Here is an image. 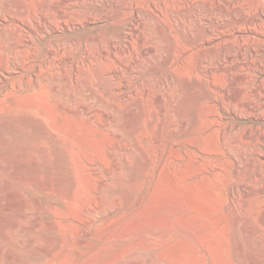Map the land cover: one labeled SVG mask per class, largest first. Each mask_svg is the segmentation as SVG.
<instances>
[{
	"label": "rangeland",
	"instance_id": "374dc122",
	"mask_svg": "<svg viewBox=\"0 0 264 264\" xmlns=\"http://www.w3.org/2000/svg\"><path fill=\"white\" fill-rule=\"evenodd\" d=\"M11 2L15 1L0 0V12L8 7L7 5ZM31 5L32 8L30 9L35 10L34 2ZM13 7L15 11L16 7ZM91 7L90 0H81L79 4H73L71 9L77 14L78 18L76 26H71L69 30L59 31L52 36L41 37L35 35L34 42L29 47L21 46L18 47L19 49L17 48V51L18 55H30L34 48L33 50L38 54L39 60L34 65L28 60L23 69L10 70L4 75L0 74V80H3L0 82L3 87L2 92H0V264H72L73 262V264H104L108 260L113 262L122 251H125L124 248L127 250V247L130 248L132 245L137 247V244L140 245H138L140 248L138 257L142 260V264H159L160 258L168 261L172 260L173 262L169 261L170 264H209L211 260L216 261L218 264H264L263 248L261 249L262 256L259 254L256 258L248 254L250 253L248 251L250 250L249 244L246 246V248L248 247L246 253H248L243 256L244 260L237 254L234 242L235 225L233 226V218L231 215H227V217L219 206V204L221 205L220 202L225 199L224 196L216 200L217 198L215 199L214 196L207 193L206 188L209 189L210 185L208 187L205 185L206 188H204L201 187V184L199 187L197 183L193 182L190 187L192 191L182 193L181 190L183 196H180L184 198L181 200V197L177 196L172 186H170V174L178 170V174L183 175L182 180L179 182V186H182L187 181L186 174L188 175L192 169H195V160L197 159V153L191 141L192 134L189 130L182 131L177 138V142L171 144L166 128L161 132V139L157 140V133L152 123L153 116L154 118H161L165 113L168 115L173 113L174 117L178 118L180 114H185L188 111L189 106L187 103L181 102L178 96L180 94L179 87L183 84V80L177 78L178 75L174 80L167 77L169 72L172 71L177 74L180 69L177 66L157 65L154 61L151 63L150 56H148L149 58L144 56L145 59L140 56L139 61L136 63H126L131 57H134L133 53L140 48V43L136 39L132 41L130 52L126 51L128 53L119 52L115 56L102 55V49L109 48L107 34L114 32L116 26L105 22L84 23V16L91 11ZM19 9L15 12L20 20L23 22L31 20V12L27 14L23 9ZM18 24L20 25V22L13 21L0 24V40L3 39L5 42L8 40L7 42L10 44L9 39L11 37L18 36L19 39L22 38L23 31ZM253 42L255 41L253 40ZM50 43L54 46L60 44L62 50L58 52L53 61L48 62L45 58ZM246 44L249 46L248 43ZM255 44L258 45L257 42ZM30 46L33 48L31 49ZM10 51L14 52L13 50ZM88 54L92 57L91 62L90 60L81 62L82 58ZM253 55L249 56V59L246 58L249 62L245 63L244 61L247 60L244 59L241 62L242 64L239 63L241 65L237 64L231 71L238 76L237 80H248L247 87H250L253 81L261 83V88L263 87L262 98L259 97L258 102L264 103V96H262L264 95V86H262V84L264 85V48ZM73 61H78V63L73 65ZM114 72L116 73L114 74ZM216 74L214 80H221V83L227 78L226 72L222 71ZM35 84V89L31 91V87L34 88ZM53 84H55V87L52 86ZM124 86L128 93H124L122 90ZM173 90L174 93L176 92L174 94L175 109L169 110L168 103L165 100H168V95ZM119 91L123 92L120 93ZM246 92L244 90L241 94L245 95ZM158 93L162 96L159 101L154 100L155 95H158ZM32 94H34V99ZM21 96L22 98H20ZM44 96L47 100H51L45 103L47 100ZM43 97L42 104L44 103L45 108H41L43 106L39 107L42 104L37 105L41 102H37L35 107V102H32V100L37 98L35 101H40ZM79 100L81 102L85 101L84 103L91 108V116L82 113L80 115L79 113H66L57 102H64L66 105L68 104V107L70 106L71 109L76 110ZM234 105H238V102ZM128 107H131L133 112L127 118L124 115H127ZM263 110L262 108V112ZM139 114L140 117L137 116ZM107 115L110 117H107ZM244 121L255 125L262 124L264 130V120L249 119ZM85 129L89 132H85ZM75 130H81V132L83 131L82 134L84 132L86 134L82 135L78 132L82 137L78 135L79 138L76 139L78 133H74ZM112 132H119L121 139L113 136ZM70 135H73L71 138L74 137L76 140V143L73 141L75 146H70L71 143L64 144L69 140ZM84 135L86 137H83ZM98 137L101 142L97 139ZM83 138L85 141L87 140L88 145H91L88 151L92 154L94 152L92 147L94 145L92 144L97 143L96 141L102 144L100 150L102 152L103 149L102 154L97 152L101 155V164L97 175H93V178L106 177L107 169L112 168L113 160L109 153L110 150L116 152V158L120 165V169L114 170L112 175L108 177L111 186L110 189L106 188L105 194L108 195L110 200L114 196L119 197L121 208L109 217L100 219L98 221L99 225L93 227V233L90 236H85L80 223L72 218V215H76L80 220H87L90 216V212L82 208V200L86 197L82 194H86L88 190L86 179L84 178V180L80 176V181H83H81V190L82 188L83 190L79 189L81 196L78 194L74 202L68 201L66 195H64L71 181L67 168V149H71V152L74 153H72V156L75 155L74 157L83 155L84 148L81 144ZM119 144L128 148L130 152L124 153L116 150L115 147ZM71 147H74V149ZM160 153H163L167 158L165 160V170L160 172L161 178L158 174V180L156 166ZM93 155L95 156V153ZM73 159L76 162V158ZM12 166L18 169L13 171L11 170ZM228 172L227 170L223 176L222 174L221 177L219 176L223 181H219L218 177L216 178L219 185L223 186L226 182H221L230 179L231 175ZM126 178L135 179V182H131L130 179L127 180ZM254 185L257 184L253 183L252 186L251 183L250 188H255ZM170 188L172 193H170ZM253 190L250 191L248 201L250 203L251 200L250 204H252V201L254 203L256 200L255 204L258 205L262 198L257 200L258 197L255 196ZM200 191L203 194L200 195ZM196 196L200 197L197 199ZM92 200L98 201L96 194L93 195ZM172 200L180 202V205L174 207L171 204ZM183 200L185 201L183 202ZM7 204L9 205L7 206ZM260 204H264V202L262 201ZM243 211L245 212V210H241L242 214ZM12 219L14 222L16 221L15 224H11ZM143 220L146 224L151 223L150 226L147 224L150 227L149 229L145 228L148 226L144 225ZM247 223L246 226L242 225V228L246 227V229L240 227V231L250 233L251 237V231L254 232L256 223H251V220ZM166 226L169 227L165 228ZM197 227L201 228L200 233L204 232V235L209 233L207 236L212 240L210 251L205 250L196 238L192 237L191 234L189 235L190 230ZM155 228L156 231H154ZM158 228H161L160 231ZM259 228L260 232L263 233L264 227ZM121 229L122 231L123 229L126 230L128 234L125 232V235L124 231L122 233ZM132 229L133 232L136 231L137 235L131 231ZM96 230L97 232H95ZM119 231L121 234L117 233ZM102 232L104 233L102 234ZM109 235L110 238L107 239L106 237ZM127 235H130L131 238ZM81 240H84L83 243ZM105 242L106 244H104ZM59 246H61L62 251L59 250L60 248L56 249ZM147 247H151L150 250ZM47 248L48 250L49 248L53 249L51 256L47 255ZM83 259L92 263L85 262L86 260ZM254 259H256V262Z\"/></svg>",
	"mask_w": 264,
	"mask_h": 264
},
{
	"label": "bare ground",
	"instance_id": "6f19581e",
	"mask_svg": "<svg viewBox=\"0 0 264 264\" xmlns=\"http://www.w3.org/2000/svg\"><path fill=\"white\" fill-rule=\"evenodd\" d=\"M14 1L15 2L9 3L7 5L8 7H6L4 10L0 12V24L6 23L8 21L20 22V25L19 24L18 25L21 26L23 35H22V38L20 39L18 38V36L11 37L9 39L10 44L7 42L8 40L6 42L3 39L0 40V74L2 75H4V73L6 72H9L10 70L23 69L24 65L27 63L26 61L28 60L33 65L35 62L39 60V56L37 53L34 52L33 50L34 48L32 46H30L31 49L33 48L30 55H25V54L18 55V51H17L18 47H21V46L29 47V45H31L34 42L33 38L35 35L41 36V37L52 36V35H55L59 31L69 30L71 26H76L77 25L76 21L78 22L77 20L78 18H77V14L74 13V11H72L71 6H73V4H76V3L79 4L81 0H14ZM90 1L92 5L91 11H89L88 14L84 16V23L95 24L99 22H105V23H109L111 25L116 26V30L114 32L107 34V42H108L109 48L106 50L102 49V52H101L102 55L115 56L119 52L128 53L126 51L130 50L132 41L136 39L140 43L139 44L140 48L138 50L139 52L136 51L135 53L138 52V54L136 55L135 53H133L134 57L130 56L131 58L126 63H130V64L136 63L137 61H139L140 56L141 58H143L144 56L146 57L150 56V59H152V61H150L151 63L154 61L155 64L157 65L161 64V65L168 66V67L177 66L180 69V70L178 69L179 71H177L178 72L177 74L173 73L172 71L169 72L167 74V77L170 80H174L178 75L177 78H180L181 80H183L182 82L183 84L179 87L180 94L178 93L179 94L178 96L181 102L187 103V105L189 106L188 111L185 112V114H180L178 118H175L173 113L171 114L169 113L170 115L165 113L163 117L161 118H154L153 116L152 123L154 124L155 132L157 133V140L159 141L161 132L164 130V128H166L165 130L168 134V139L170 140L171 144H175L177 142V138L181 134L182 131L189 130L190 133L192 134L191 141L193 142L192 145L195 149V152L197 153V159L195 160V169L193 170L191 168L192 171L188 175L186 174L187 181L183 183V185L181 184L182 186H179V182L182 180L183 175L180 176V174H178V170H176L169 176L170 183H171L170 186H172V189L174 190L177 196H180V195L183 196V194H181V190H182V193H184L185 191L191 190L190 187L193 182L197 183L199 187L201 184L202 185L201 187H204V188L210 185L209 189L206 188L208 191L207 193L214 196L215 199L217 198L216 200H218L219 197L223 198L224 196L225 199L222 202L219 201L221 205L219 204V202L218 204L222 208V211L225 212L226 216L231 215L233 218V221H234L233 226L235 225V230L233 229L234 239H235L234 242L236 244L237 254L240 255V257L242 258L243 256L247 255L248 252L246 253V251L248 250V247L246 248V246H248L249 244L250 250L248 251L250 253L248 254H250L251 257L256 258L259 254H261V249L262 248L264 249V232L261 233L259 230L260 229L259 227H262V228L264 227V204H260V202L262 201L264 202V167H263L264 166V130L262 129L263 127L262 124L255 125L254 123H249L248 121H244V120H249V119L264 120V113H263L264 110L262 112V108L264 109L263 107L264 103L258 102L259 101L258 99L262 98L261 94H262L263 87L261 88V83H258L256 81H253L252 85L250 87H247L246 83L248 82V80H237L238 76H236V74H233L231 69L234 66H237V64L241 63L244 59L253 55L255 52L257 54L258 51L264 48V0H90ZM33 2L36 6L35 10L30 9L32 8L31 3L33 4ZM13 6L16 7L15 11H17V9L20 8L19 10L23 9L25 12H27V14L28 12L29 13L31 12L32 14L31 20H28V22L27 21L23 22L22 20H20V17L14 11ZM253 40L257 42L258 45H256L255 42H253ZM246 43H248L249 46H247ZM10 50H13L14 52H11ZM61 50H62V47L60 46V44H57L54 46V45H51L50 43L47 48V52H46L47 54H46L45 59L48 62L53 61L56 58L58 52ZM125 53H122V54H125ZM89 54L85 56L83 55L84 57L82 58L81 62L92 59V57ZM121 60L123 61L124 59H121ZM78 61H75V62L73 61L74 62L73 65L75 63H78ZM244 62L246 63L249 61L247 60ZM222 71L226 72V76H227L226 80H223V83H221L222 82L221 80H220L221 82L214 80L215 74L217 72H222ZM115 73L116 72H114V74ZM2 81L3 80H0V82ZM54 85L55 84H53L52 86L55 87ZM262 86L264 85L262 84ZM35 87H36V84L34 88L31 87V91L34 90ZM122 88H123L122 90L124 91V93H126L127 91L125 89V86ZM2 89L3 87L0 83V92H2ZM29 90L28 92H30ZM244 90H246L247 92L245 95H242L241 93ZM175 93L173 90L168 95V100H165L168 103L167 107L169 108V110L175 109V106H174V103H175L174 94ZM53 94H55V92H53ZM33 95L34 94H32V98H33ZM44 97L40 101L39 100L35 101L38 97L35 98V100H32V102L33 101L35 102V107L38 104L39 105L42 104V100L44 99ZM20 98H22V96ZM161 99H162V96H160L159 93L158 95H155L154 100L159 101ZM26 100H29V99H26ZM45 100H47L46 97H45ZM50 100L51 99L45 101V103L46 102L48 103V101ZM37 102H41V103H37ZM57 102L59 106L62 108V110H64L66 113L67 112L72 113V114L79 113V115L82 113L87 116L92 115L91 108H89L84 103L85 101L84 102L80 101L78 103L79 105L76 110L71 109L70 106L68 107L67 106L68 104L66 105L64 102H59V101ZM237 102H238V105H234ZM14 103L13 105H15ZM55 103H52V104H55ZM43 105L44 103L40 105L39 107ZM41 108H45V107L43 106ZM127 111H128L126 113L127 115H124V116L128 118L129 116L132 115L133 110H131V107H130L129 110ZM137 116L140 117V114ZM107 117H110V116L107 115ZM88 121L90 122V120ZM139 121L141 120L139 119ZM75 131L76 132L74 133L80 132L82 134L83 132V131L81 132V130L80 131L75 130ZM86 131L88 130L85 129V132ZM88 132H87V135H88ZM78 135L79 133L76 135L75 137L76 139ZM112 135L118 138L121 137L119 132H112ZM72 136L70 135L69 140L66 139L67 142L65 140L66 143L64 144L71 143L70 146H75L73 143L74 142L76 143V140L74 139V137H73L74 139L73 140L71 138ZM83 137H86V136L84 135ZM97 139H99V137ZM158 141L157 143H159ZM96 142L97 143L92 144L94 145L92 147L94 151L93 154L95 153V156L91 152L88 151V148L91 145H88L87 140L85 141L84 138L82 139V142H81L84 148V153L83 155L81 154L80 157L77 156L79 158L74 157L75 155L72 156L73 152H71V149H67V157H68V167L67 168L69 170L71 181L64 195H66L68 201L74 202L75 198L79 194V189L81 190L82 180L80 181V176L83 177V179L85 178L86 180L85 179L84 180L87 181L88 183V187L86 186L88 189L86 193L87 195L82 194L84 195V197L86 196L82 200V208L90 212L89 218L87 220H80L78 219L76 215H72L73 217L71 216L72 218H74L76 221L80 223L85 236L92 235L93 227L95 225H99L98 221L100 219L109 217L112 213H114L119 208H121L120 199H118L119 197L116 198L117 196H114L110 200L108 199V195L105 194L106 188L110 189V186H111L110 185L111 183L108 177L112 175V172L114 170L120 169V165H119L118 159L116 158V154H115L116 152L114 150L113 151L110 150L109 152L113 160V166L112 168L107 169L106 177H102V176L95 177L98 173V169L101 164V155H99V153L97 152H100L101 154L103 152V149H102V152L100 151L101 145H102L100 144L101 140L99 143L98 141ZM71 148L74 149V147H71ZM115 148L116 150L122 151L124 153L130 152L128 148L124 147L121 144H119ZM73 158H76V162H74L75 160ZM166 158L167 157L163 153H160V158L156 166L158 180H159V176L161 178L160 172L161 171L163 172V170H165L164 166H165ZM186 165H185V168L188 166ZM14 169L16 171V169L18 168H14L12 166L11 170L14 171ZM227 170L229 171L228 173H230L231 175L230 179L227 181L221 182V183L226 182V184L221 186V184L219 185V181H223V180H221L222 178H219V176L221 177V174L223 176V174L226 173ZM93 175H95L94 176L95 178H93ZM217 177L218 179H220L219 181L216 180ZM130 178L128 179L126 178V179L129 180ZM134 180L130 179L131 182H133ZM251 183H252V186H253V183L257 184V185H254L255 188H252V189H254L253 193H255V196L258 197V199L254 195H252L253 194L252 192H251L252 193L251 195L257 200L262 198L261 199L262 201H260L259 203L257 201L258 205L255 204L256 200L254 203L252 201V204H250L251 200H250V203L248 201V199H250L248 198L250 196L249 195L250 191L252 190L250 188ZM195 185H192V186H195ZM170 193H172V190L170 191ZM201 193L202 192L200 191L199 194L201 195ZM94 194H96L98 201L92 200V197ZM153 195H157V194L154 193ZM185 195L188 196L186 193ZM199 197H197V199ZM180 199L182 200L184 198L181 197ZM185 199H187V197H185ZM172 201H171V204L174 207H177L178 205H180V202H177L175 200L173 202ZM184 201L185 200H183V202ZM166 203L169 204V202H166ZM8 205L9 204H7V206ZM242 209L245 210V212L243 211L244 212L243 214L241 212ZM3 217L5 218V216ZM7 219L8 217L6 218V220ZM13 219L15 220L16 218H13ZM13 219L11 221V224L13 223L15 224L16 221H18L16 219V221L14 222ZM250 220H251V223L253 222L256 223L255 225L256 228L254 226L255 228L254 232L251 231V234H252L251 237L249 235L250 233L248 234L246 232L243 233V231L242 232L240 231L243 228L246 229V227L242 228V225L246 226L248 224L247 222H249ZM143 222H144V225L149 224V223L146 224L144 220ZM149 226L145 228L149 229L150 228ZM168 227L166 226L165 228H168ZM134 228H135V225H134ZM163 229H164V226H163ZM200 229H201L200 227L191 229L189 232V235L191 234L192 237L196 238L200 242V244L205 248V250L210 251L211 250L210 242H212V240H210L209 236H207L209 235V233L207 235L206 234L204 235L203 234L204 232H201L202 233L201 234ZM186 230H189V229H186ZM120 231H122V229ZM120 231L117 233L119 234ZM131 231L133 232V229ZM154 231H156V228ZM95 232H97V230ZM125 232L127 231L126 230L124 231V234L126 235ZM103 233L104 232H102V234ZM157 235H158V231H157ZM108 237L110 238V235L107 236L106 238L108 239ZM128 237L131 238L130 235ZM83 241L84 240H81L82 243ZM215 242H216V239H215ZM104 244H106V242ZM138 245L139 244H137V247L133 245L130 248L127 247V250L126 248H124L125 251L124 252L122 251V253H120V255H118L115 260L113 258L114 260L113 262H110L108 260L109 262L105 261L106 263L104 262V264H142V260L138 257L139 249H140L139 248L140 245L139 246ZM153 246L155 247V245ZM62 248H63V245H62ZM141 248L143 247L141 246ZM149 248L151 247H147V249ZM56 249H59L60 251H62L61 246L57 247ZM46 250H48V248ZM60 253L62 254V252ZM51 254H53V249L49 248L47 255L51 256ZM160 255H161V252H160ZM261 256L260 258H262ZM160 259L161 260L159 264H170V262L172 261V260L171 261L169 260L170 261L169 262L168 260L164 258H160ZM240 260L243 261L244 258L243 260L240 258ZM254 260L256 262V259ZM87 261L89 262V260H86L85 262ZM89 263H92V262H89ZM209 264H218V263H216V261L211 260ZM254 264H257V263H254Z\"/></svg>",
	"mask_w": 264,
	"mask_h": 264
}]
</instances>
